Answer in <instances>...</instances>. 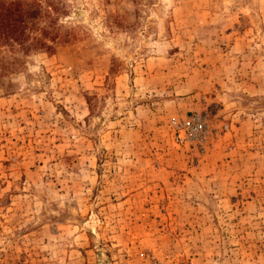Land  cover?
Returning <instances> with one entry per match:
<instances>
[{"label": "rangeland", "instance_id": "rangeland-1", "mask_svg": "<svg viewBox=\"0 0 264 264\" xmlns=\"http://www.w3.org/2000/svg\"><path fill=\"white\" fill-rule=\"evenodd\" d=\"M16 1L0 264H264V0Z\"/></svg>", "mask_w": 264, "mask_h": 264}, {"label": "trees", "instance_id": "trees-1", "mask_svg": "<svg viewBox=\"0 0 264 264\" xmlns=\"http://www.w3.org/2000/svg\"><path fill=\"white\" fill-rule=\"evenodd\" d=\"M37 11H22L16 0L0 1V42L23 44L26 20L36 17Z\"/></svg>", "mask_w": 264, "mask_h": 264}, {"label": "built area", "instance_id": "built-area-1", "mask_svg": "<svg viewBox=\"0 0 264 264\" xmlns=\"http://www.w3.org/2000/svg\"><path fill=\"white\" fill-rule=\"evenodd\" d=\"M193 129H194L195 132H199L200 129H201L200 124H196V126H194Z\"/></svg>", "mask_w": 264, "mask_h": 264}]
</instances>
